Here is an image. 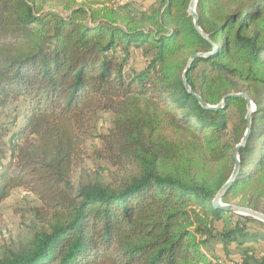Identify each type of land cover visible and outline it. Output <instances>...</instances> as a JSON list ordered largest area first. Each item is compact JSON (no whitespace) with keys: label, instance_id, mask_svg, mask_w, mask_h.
Instances as JSON below:
<instances>
[{"label":"trees","instance_id":"trees-1","mask_svg":"<svg viewBox=\"0 0 264 264\" xmlns=\"http://www.w3.org/2000/svg\"><path fill=\"white\" fill-rule=\"evenodd\" d=\"M160 0L142 10L112 0H0V203L21 187L36 195L41 225L0 264H264L213 255L209 242H264V223L212 206L264 214V0ZM47 8L46 10H44ZM134 49L141 51L135 64ZM20 103L6 147L1 109ZM98 134L111 180L71 182L86 139ZM236 122L231 124V117ZM4 158V159H3ZM221 229L216 232V223ZM251 225L254 228H249Z\"/></svg>","mask_w":264,"mask_h":264},{"label":"rangeland","instance_id":"rangeland-1","mask_svg":"<svg viewBox=\"0 0 264 264\" xmlns=\"http://www.w3.org/2000/svg\"><path fill=\"white\" fill-rule=\"evenodd\" d=\"M160 0H125L131 2L134 6L142 10H149L158 5ZM112 3L118 4L117 0H112ZM45 8L44 10H46ZM134 63L141 64V51L134 49ZM22 107L20 103H10L1 109V120L8 130V135L5 137L6 147L12 136L16 133L18 125L21 121V116L18 117L17 123L13 122V117L21 113ZM236 117L232 116L231 124L236 122ZM110 115L103 112L95 129L92 131L85 142L81 160L73 166L71 173V182L76 184L79 180H89L100 178L103 180H111L114 172L119 171L113 167L105 158V154L101 149V142L98 134L106 132L109 126ZM4 159V158H3ZM41 208L39 198L28 192L27 190L16 187L11 190L10 195L0 203V254L7 251H15L21 248L28 241L35 229L41 225V220L37 218L35 211ZM250 229L254 228L249 225ZM221 229V223H216V232ZM251 249L255 254L264 253V242L257 241L246 243L243 247L231 244L225 253L220 242L211 240L209 242V250L213 255L225 260L227 263L231 261H240V255L244 250Z\"/></svg>","mask_w":264,"mask_h":264},{"label":"water","instance_id":"water-1","mask_svg":"<svg viewBox=\"0 0 264 264\" xmlns=\"http://www.w3.org/2000/svg\"><path fill=\"white\" fill-rule=\"evenodd\" d=\"M196 2H197V0H190L189 1L187 13L193 19L194 28L204 38L208 39V36L199 27L198 15H197L196 9H195ZM204 55H207V54L206 53L205 54L204 53H198V54L192 55L189 58L187 66H186V69L184 70L183 76H182L183 84H184V87L186 88V90L188 92H190V93H193L197 97L199 103L203 107L208 108V109L215 110V109L220 108L221 106H223L224 101H225L226 97H228V96H240V97L244 98L245 101H246V108H247V112L245 114V119H246V122H247L246 131H245V134L242 137L240 143L236 145L234 153H233V158L235 160L233 171H232L231 176L228 179V181L220 188V190L218 191L216 196L213 198L212 206L214 208H220V209H223V210L228 211V212H232V213H236V214H240V215H244V216H249V217H252V218L257 219V220H259V221L264 223V214H262V213H260L258 211H255L253 209H250V208L239 206L237 204H226V203L222 202L223 194L226 192V190L231 185V183L233 182V180L235 179V177L237 175V172H238V169H239V154H238L239 148H240V146H243L245 144L246 140H247L248 133H249V130H250V127H251V113L253 112L255 106H254L253 102L251 101L250 97L246 93H230V94H226L225 96L222 97L221 101L218 104H216V105L207 104L206 102H204V100L199 95L195 94L191 90L189 85H188V82H187V79H186V74H187V71L189 69V66H190L192 60L195 59L198 56H204Z\"/></svg>","mask_w":264,"mask_h":264},{"label":"built area","instance_id":"built-area-1","mask_svg":"<svg viewBox=\"0 0 264 264\" xmlns=\"http://www.w3.org/2000/svg\"><path fill=\"white\" fill-rule=\"evenodd\" d=\"M125 0H117L118 4H124Z\"/></svg>","mask_w":264,"mask_h":264}]
</instances>
